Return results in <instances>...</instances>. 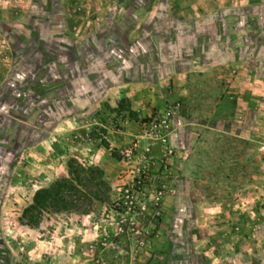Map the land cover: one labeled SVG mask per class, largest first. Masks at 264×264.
<instances>
[{
	"label": "rangeland",
	"instance_id": "374dc122",
	"mask_svg": "<svg viewBox=\"0 0 264 264\" xmlns=\"http://www.w3.org/2000/svg\"><path fill=\"white\" fill-rule=\"evenodd\" d=\"M212 67L217 104L193 87ZM71 158L75 210L27 223ZM0 242L8 264H264V0H0Z\"/></svg>",
	"mask_w": 264,
	"mask_h": 264
},
{
	"label": "trees",
	"instance_id": "16d2710c",
	"mask_svg": "<svg viewBox=\"0 0 264 264\" xmlns=\"http://www.w3.org/2000/svg\"><path fill=\"white\" fill-rule=\"evenodd\" d=\"M128 109V108H127ZM69 177H63L45 187L38 188L31 199V202L23 209V217L27 223L34 224L43 210L66 211L77 206L75 195L79 191L77 185L81 165L71 158L67 162ZM95 199L100 196L93 193Z\"/></svg>",
	"mask_w": 264,
	"mask_h": 264
},
{
	"label": "crops",
	"instance_id": "0c3cea01",
	"mask_svg": "<svg viewBox=\"0 0 264 264\" xmlns=\"http://www.w3.org/2000/svg\"><path fill=\"white\" fill-rule=\"evenodd\" d=\"M233 62V61H232ZM224 64V63H221ZM227 65V62L225 63ZM224 64V65H225ZM206 69V68H205ZM201 69L199 70L198 74H197V78H195V82H194V89L195 90H204V89H209L210 90V98H209V103L210 104H217L216 101V96H217V89H218V85H221V82H224L223 85L225 87H228V81H230V87H233V84L231 83L232 78L229 75H233V74H225V80H218V72L217 71H213V67L209 68V69ZM208 72V74H207ZM179 75L181 72H177ZM177 73H173V74H169L168 77L171 78V82L174 81V76L177 75ZM189 83V79L186 78V74H185V80H183V82L179 83L178 86L179 91L186 93V84ZM131 90H133V86H128V87H121L120 85H109L105 90L104 93L101 96V100H103V103H108V104H121V100H124L125 102L128 101L127 104H133V99H132V93ZM122 93V94H118V93ZM204 102V101H203ZM202 103V102H201ZM197 104V103H196ZM203 104V103H202ZM124 108L125 110H130V108Z\"/></svg>",
	"mask_w": 264,
	"mask_h": 264
},
{
	"label": "built area",
	"instance_id": "2783aa9c",
	"mask_svg": "<svg viewBox=\"0 0 264 264\" xmlns=\"http://www.w3.org/2000/svg\"><path fill=\"white\" fill-rule=\"evenodd\" d=\"M172 112L170 109H166L160 116H154L147 122L143 123V135L148 138L164 139L163 134L159 133V129L167 128L170 125V117ZM124 153L127 157L133 154V150L130 147L125 148Z\"/></svg>",
	"mask_w": 264,
	"mask_h": 264
},
{
	"label": "flooded vegetation",
	"instance_id": "af4514ba",
	"mask_svg": "<svg viewBox=\"0 0 264 264\" xmlns=\"http://www.w3.org/2000/svg\"><path fill=\"white\" fill-rule=\"evenodd\" d=\"M0 264H8L6 253L4 251V248L2 246V243L0 242Z\"/></svg>",
	"mask_w": 264,
	"mask_h": 264
}]
</instances>
